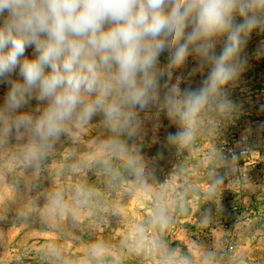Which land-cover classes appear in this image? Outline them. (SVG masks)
<instances>
[{"label": "rangeland", "instance_id": "374dc122", "mask_svg": "<svg viewBox=\"0 0 264 264\" xmlns=\"http://www.w3.org/2000/svg\"><path fill=\"white\" fill-rule=\"evenodd\" d=\"M262 39L252 34L247 67L210 97L190 143L166 145L176 128L160 115L152 144L145 122L129 141L142 147V179L118 159L119 176L104 168L111 134L99 117L62 136L39 167L14 159L23 142L0 139V264H264V57L253 55ZM194 68L189 58L171 83L199 88L206 71ZM5 92L0 84V103ZM160 211L163 228L152 223Z\"/></svg>", "mask_w": 264, "mask_h": 264}, {"label": "clouds", "instance_id": "9594fccd", "mask_svg": "<svg viewBox=\"0 0 264 264\" xmlns=\"http://www.w3.org/2000/svg\"><path fill=\"white\" fill-rule=\"evenodd\" d=\"M254 32L264 35V0H0V139L23 142L14 159L39 167L62 136L99 117L111 134L100 146L104 168L119 176L118 159L142 179V147L129 141L151 121L158 143L164 115L176 128L166 145L190 143L210 97L247 67ZM253 55L264 57V39ZM189 58L206 75L181 90V78L171 80ZM168 222L154 213L153 224Z\"/></svg>", "mask_w": 264, "mask_h": 264}, {"label": "built area", "instance_id": "2783aa9c", "mask_svg": "<svg viewBox=\"0 0 264 264\" xmlns=\"http://www.w3.org/2000/svg\"><path fill=\"white\" fill-rule=\"evenodd\" d=\"M230 250H232V248L230 247Z\"/></svg>", "mask_w": 264, "mask_h": 264}]
</instances>
